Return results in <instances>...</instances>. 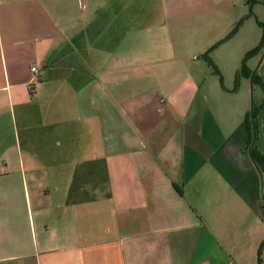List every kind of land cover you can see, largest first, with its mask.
I'll return each instance as SVG.
<instances>
[{
	"label": "crops",
	"instance_id": "crops-1",
	"mask_svg": "<svg viewBox=\"0 0 264 264\" xmlns=\"http://www.w3.org/2000/svg\"><path fill=\"white\" fill-rule=\"evenodd\" d=\"M258 23V0H0V264H264V92L234 91Z\"/></svg>",
	"mask_w": 264,
	"mask_h": 264
},
{
	"label": "trees",
	"instance_id": "trees-1",
	"mask_svg": "<svg viewBox=\"0 0 264 264\" xmlns=\"http://www.w3.org/2000/svg\"><path fill=\"white\" fill-rule=\"evenodd\" d=\"M258 1L264 5V0H258ZM250 15L251 13H249V16ZM240 24L241 23L237 24L234 27V29L230 32V34L227 36L226 39L231 38L237 32ZM258 26L262 30V38H261L260 44L258 45L256 49L252 50L251 52L245 55L241 63L240 69L235 76L234 91L238 89L239 82L242 78H249L252 86H259L264 92V83L262 82V80L255 74V72H250L246 66L247 61L251 57L259 54L260 52L264 53V24L258 23ZM208 54L209 53H207L204 56V58L207 60L213 72L218 74L216 67L213 65V63L209 59ZM259 109H264V102L258 109L254 107L251 108V110L245 117L244 125L249 133V143H248V148H247L249 158L251 159L252 163L255 165V167L259 171L262 177L263 184H264V154H262L257 149V146H256L257 139H258V125H257L256 118H257V113ZM263 204H264V195H263Z\"/></svg>",
	"mask_w": 264,
	"mask_h": 264
},
{
	"label": "built area",
	"instance_id": "built-area-1",
	"mask_svg": "<svg viewBox=\"0 0 264 264\" xmlns=\"http://www.w3.org/2000/svg\"><path fill=\"white\" fill-rule=\"evenodd\" d=\"M31 74H32V78H31V84H34L36 82V79H37V75H38V69L36 66H32L31 69ZM164 100L163 99H160L159 100V103L160 104H163Z\"/></svg>",
	"mask_w": 264,
	"mask_h": 264
},
{
	"label": "rangeland",
	"instance_id": "rangeland-1",
	"mask_svg": "<svg viewBox=\"0 0 264 264\" xmlns=\"http://www.w3.org/2000/svg\"><path fill=\"white\" fill-rule=\"evenodd\" d=\"M256 92H255V94H254V99H253V102L255 103V104H258V93H261L260 91V88L258 87V88H256V90H255ZM254 104V106H256Z\"/></svg>",
	"mask_w": 264,
	"mask_h": 264
}]
</instances>
